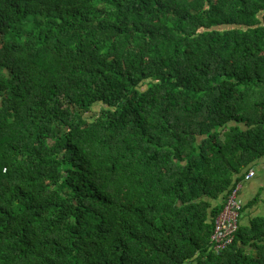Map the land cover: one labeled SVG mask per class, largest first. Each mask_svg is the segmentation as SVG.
Segmentation results:
<instances>
[{
    "label": "trees",
    "instance_id": "trees-1",
    "mask_svg": "<svg viewBox=\"0 0 264 264\" xmlns=\"http://www.w3.org/2000/svg\"><path fill=\"white\" fill-rule=\"evenodd\" d=\"M263 163L264 0H0V264H264Z\"/></svg>",
    "mask_w": 264,
    "mask_h": 264
},
{
    "label": "built area",
    "instance_id": "built-area-1",
    "mask_svg": "<svg viewBox=\"0 0 264 264\" xmlns=\"http://www.w3.org/2000/svg\"><path fill=\"white\" fill-rule=\"evenodd\" d=\"M256 176V170L251 169L245 177V181H250ZM239 185L229 196L225 207L220 211L215 220L214 232L211 236V247L220 254L226 250L235 239V235L239 228V220L241 214V202L239 194L241 190Z\"/></svg>",
    "mask_w": 264,
    "mask_h": 264
},
{
    "label": "crops",
    "instance_id": "crops-1",
    "mask_svg": "<svg viewBox=\"0 0 264 264\" xmlns=\"http://www.w3.org/2000/svg\"><path fill=\"white\" fill-rule=\"evenodd\" d=\"M256 172V176L252 180L241 185L239 194V200L244 207L256 197L258 198L255 205L246 208L242 213L241 221L246 225L250 224L254 216L264 214V165L257 167Z\"/></svg>",
    "mask_w": 264,
    "mask_h": 264
},
{
    "label": "rangeland",
    "instance_id": "rangeland-1",
    "mask_svg": "<svg viewBox=\"0 0 264 264\" xmlns=\"http://www.w3.org/2000/svg\"><path fill=\"white\" fill-rule=\"evenodd\" d=\"M146 87H144L143 89L145 90ZM98 111H100V107H98Z\"/></svg>",
    "mask_w": 264,
    "mask_h": 264
}]
</instances>
